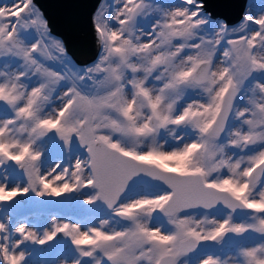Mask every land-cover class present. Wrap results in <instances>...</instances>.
<instances>
[{"label": "snow or ice", "instance_id": "obj_1", "mask_svg": "<svg viewBox=\"0 0 264 264\" xmlns=\"http://www.w3.org/2000/svg\"><path fill=\"white\" fill-rule=\"evenodd\" d=\"M90 24L81 64L0 3V264H264V14L101 0Z\"/></svg>", "mask_w": 264, "mask_h": 264}, {"label": "water", "instance_id": "obj_2", "mask_svg": "<svg viewBox=\"0 0 264 264\" xmlns=\"http://www.w3.org/2000/svg\"><path fill=\"white\" fill-rule=\"evenodd\" d=\"M49 21L52 34L63 39L70 57L81 64L97 54L90 17L101 0H34ZM247 0H206V9L214 18L237 22L241 19ZM57 204L49 205V208Z\"/></svg>", "mask_w": 264, "mask_h": 264}, {"label": "rangeland", "instance_id": "obj_3", "mask_svg": "<svg viewBox=\"0 0 264 264\" xmlns=\"http://www.w3.org/2000/svg\"><path fill=\"white\" fill-rule=\"evenodd\" d=\"M12 2L13 0H0V3H5V4H11ZM154 2L175 3L176 0H154ZM104 3L111 4L112 0H104ZM262 9H264V0H249L248 3L246 2V7L242 14L243 15L245 14H254V15L264 14L261 12ZM53 199L62 200L63 197L53 198ZM20 211H23L25 213H30L33 216L34 220L46 218L50 213L56 212V211L57 213L61 215H65V216L74 215L73 209L64 204H57L55 208L54 207L49 208L48 204L35 203V204H29L27 206H22ZM103 214L104 213H98V215H103ZM33 248L35 249V251L31 259L35 261L36 264H52V262L59 259L61 255V250L59 249L48 250L47 245H34Z\"/></svg>", "mask_w": 264, "mask_h": 264}, {"label": "bare ground", "instance_id": "obj_4", "mask_svg": "<svg viewBox=\"0 0 264 264\" xmlns=\"http://www.w3.org/2000/svg\"><path fill=\"white\" fill-rule=\"evenodd\" d=\"M249 0H247V3H248ZM240 21V20H239ZM238 22V21H237ZM237 22H234V23H237ZM234 23H231V24H234Z\"/></svg>", "mask_w": 264, "mask_h": 264}, {"label": "flooded vegetation", "instance_id": "obj_5", "mask_svg": "<svg viewBox=\"0 0 264 264\" xmlns=\"http://www.w3.org/2000/svg\"><path fill=\"white\" fill-rule=\"evenodd\" d=\"M56 213H57V211H56ZM60 250V249H59Z\"/></svg>", "mask_w": 264, "mask_h": 264}]
</instances>
